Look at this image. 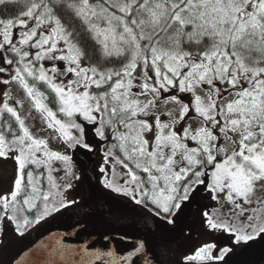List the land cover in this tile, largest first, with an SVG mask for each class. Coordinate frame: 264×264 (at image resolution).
<instances>
[{
  "label": "snow or ice",
  "instance_id": "obj_1",
  "mask_svg": "<svg viewBox=\"0 0 264 264\" xmlns=\"http://www.w3.org/2000/svg\"><path fill=\"white\" fill-rule=\"evenodd\" d=\"M17 2L0 0V257L264 264V0ZM130 214L143 230H89Z\"/></svg>",
  "mask_w": 264,
  "mask_h": 264
},
{
  "label": "water",
  "instance_id": "obj_2",
  "mask_svg": "<svg viewBox=\"0 0 264 264\" xmlns=\"http://www.w3.org/2000/svg\"><path fill=\"white\" fill-rule=\"evenodd\" d=\"M100 196L101 194H97ZM78 217L76 216H70V215H65L61 218H59L56 221L51 222L46 226V228L51 229L52 232L55 234L57 231H63L65 228H67L68 224L74 223L75 220ZM112 228H115L117 230H129V231H134L135 229H141L143 230L144 228V222L137 216L135 215H128L123 218H121L119 221H109L107 223L100 222L93 220L90 224V231H96L97 235L102 234L105 231H110ZM41 231H45L42 229ZM40 234L39 233H33L32 239H36ZM78 245L75 243L69 244L70 248H75ZM123 247V245H121ZM13 252H9L8 254L4 255L3 257H0L4 261V264H7V261L11 255H13ZM260 250L257 248L255 251L250 252L247 254L246 258L254 261H258L260 259ZM25 262L27 261L28 257H24Z\"/></svg>",
  "mask_w": 264,
  "mask_h": 264
},
{
  "label": "rangeland",
  "instance_id": "obj_3",
  "mask_svg": "<svg viewBox=\"0 0 264 264\" xmlns=\"http://www.w3.org/2000/svg\"><path fill=\"white\" fill-rule=\"evenodd\" d=\"M46 66L48 62H45ZM12 96V102H19L21 107L18 111L22 113L23 118L26 119V126L30 128V131L39 138H44L48 141L50 149L63 150L64 145L62 139L59 137L58 131L49 129L47 124L42 121L40 114L34 109L31 99L27 96L23 87L19 84H13L9 89ZM165 119V117H161ZM193 127L197 126V122L189 121Z\"/></svg>",
  "mask_w": 264,
  "mask_h": 264
},
{
  "label": "trees",
  "instance_id": "obj_4",
  "mask_svg": "<svg viewBox=\"0 0 264 264\" xmlns=\"http://www.w3.org/2000/svg\"><path fill=\"white\" fill-rule=\"evenodd\" d=\"M22 6H23V0H18V2L16 3V9H14V10H19L20 8H22ZM29 83L34 84L35 87H37L39 91L44 92V94L49 97V100L47 101L48 106L55 111L56 106L52 103V94L47 89V87L43 84L36 83V82L31 81V80L29 81ZM58 118H62V117H58Z\"/></svg>",
  "mask_w": 264,
  "mask_h": 264
},
{
  "label": "flooded vegetation",
  "instance_id": "obj_5",
  "mask_svg": "<svg viewBox=\"0 0 264 264\" xmlns=\"http://www.w3.org/2000/svg\"><path fill=\"white\" fill-rule=\"evenodd\" d=\"M20 112V111H19ZM20 114L22 115V113L20 112ZM23 117V116H22Z\"/></svg>",
  "mask_w": 264,
  "mask_h": 264
}]
</instances>
